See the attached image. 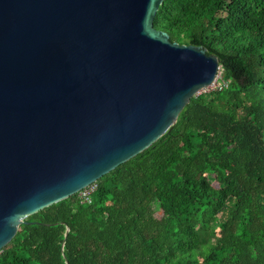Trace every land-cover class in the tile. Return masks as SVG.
I'll use <instances>...</instances> for the list:
<instances>
[{
  "label": "trees",
  "instance_id": "16d2710c",
  "mask_svg": "<svg viewBox=\"0 0 264 264\" xmlns=\"http://www.w3.org/2000/svg\"><path fill=\"white\" fill-rule=\"evenodd\" d=\"M154 28L219 61L153 145L25 219L0 264H264V0H164Z\"/></svg>",
  "mask_w": 264,
  "mask_h": 264
},
{
  "label": "water",
  "instance_id": "95a60500",
  "mask_svg": "<svg viewBox=\"0 0 264 264\" xmlns=\"http://www.w3.org/2000/svg\"><path fill=\"white\" fill-rule=\"evenodd\" d=\"M164 0H0V252L25 219L153 145L219 78Z\"/></svg>",
  "mask_w": 264,
  "mask_h": 264
},
{
  "label": "built area",
  "instance_id": "2783aa9c",
  "mask_svg": "<svg viewBox=\"0 0 264 264\" xmlns=\"http://www.w3.org/2000/svg\"><path fill=\"white\" fill-rule=\"evenodd\" d=\"M220 76V73H219ZM219 79V78H218ZM217 79V81L215 82V84L213 85L214 89L216 88H221L222 87V83L218 82L219 80ZM218 84V85H217ZM95 191V185H91L89 187H87L86 189L82 190L79 193V197L87 203H90L91 201V194Z\"/></svg>",
  "mask_w": 264,
  "mask_h": 264
},
{
  "label": "rangeland",
  "instance_id": "374dc122",
  "mask_svg": "<svg viewBox=\"0 0 264 264\" xmlns=\"http://www.w3.org/2000/svg\"><path fill=\"white\" fill-rule=\"evenodd\" d=\"M218 85V84H217ZM214 89V87L212 86V87H210V88H207V89H205V91H202L201 93H203V92H208L209 90H213Z\"/></svg>",
  "mask_w": 264,
  "mask_h": 264
}]
</instances>
